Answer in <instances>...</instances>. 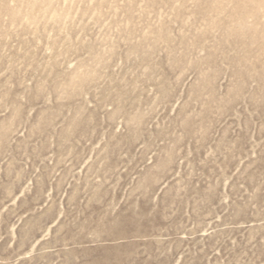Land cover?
I'll list each match as a JSON object with an SVG mask.
<instances>
[{
	"label": "rangeland",
	"instance_id": "rangeland-1",
	"mask_svg": "<svg viewBox=\"0 0 264 264\" xmlns=\"http://www.w3.org/2000/svg\"><path fill=\"white\" fill-rule=\"evenodd\" d=\"M0 264H264V0H0Z\"/></svg>",
	"mask_w": 264,
	"mask_h": 264
}]
</instances>
